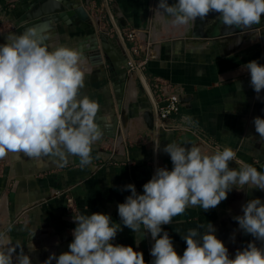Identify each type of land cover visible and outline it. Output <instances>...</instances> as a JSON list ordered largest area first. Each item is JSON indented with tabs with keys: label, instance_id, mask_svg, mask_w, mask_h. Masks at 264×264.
<instances>
[{
	"label": "crops",
	"instance_id": "crops-1",
	"mask_svg": "<svg viewBox=\"0 0 264 264\" xmlns=\"http://www.w3.org/2000/svg\"><path fill=\"white\" fill-rule=\"evenodd\" d=\"M44 1L0 0V25L2 23L6 27L0 32V44L6 42L9 34L19 35L25 26L32 24L34 21L28 22L27 15ZM68 1L75 4L84 2ZM97 1L104 8L102 28L108 33L112 30L116 33L106 0ZM175 2L168 0L170 5ZM158 3L159 0H111L109 5L118 24L117 18H120L127 27L140 30L144 49L139 59L145 61L143 73L146 80L151 82L154 77H161L183 88L179 113L169 122L173 123L179 115H184L188 124L212 142L236 151L238 159L248 163L253 159L263 162L264 140L256 133L253 119L256 116L264 118V90L257 98L250 86V75L242 65L251 60L264 65V29L229 54L209 43L185 48L173 36L187 27H173L162 21L159 12L155 15ZM159 24L163 31L170 32V36L160 35L161 30L158 31L160 36L156 33L150 36L146 27L150 26L152 30ZM58 31L52 45L62 43L76 48L79 40L94 32V25L80 20L69 25L61 21ZM109 37L115 39L113 45L124 56L123 45L117 35L109 33ZM108 62L103 60L90 65L82 94L97 101L100 111L105 112L108 107L115 112L114 77ZM132 78L136 88L138 78L136 75ZM126 103L130 110V125L122 131L121 137L113 141L109 139V145L106 141L95 143L92 162L87 166H82L79 157L74 156H70L66 164L52 157L36 159L22 153L19 156L8 153L0 158V231L10 237L11 246L19 244L28 252L29 241L34 244L41 235H69L76 226L72 219L74 214L105 213L112 217L113 222L120 223L117 205L130 195L124 186L134 184L137 192L142 194V186L155 172V159L157 168L171 170L170 156L162 150L167 143L197 145L207 153L213 152L190 132L159 128L156 135L154 130L139 121L135 115L152 107L146 92L142 94L136 88L135 96L128 98L127 91ZM157 141H160L159 151L154 150ZM229 167L237 168L238 165L231 161ZM253 198L264 201V191L253 189L246 193L233 189L216 208L204 210L189 206L182 215L174 217L171 224L162 228L169 233L175 251L182 256L186 249L182 237L189 229L203 232L204 228L200 226L206 227L207 222H211L217 238L227 247L230 258H234L238 249H243L254 239L244 234L233 219L243 214L241 205ZM30 232H35L32 240H28ZM136 239L141 240L138 246ZM112 243L132 246L143 253L146 264H151L150 249L154 241L150 234L144 237L143 229L135 236L130 229L123 227ZM35 252L31 253L32 264H39L40 259Z\"/></svg>",
	"mask_w": 264,
	"mask_h": 264
},
{
	"label": "clouds",
	"instance_id": "clouds-1",
	"mask_svg": "<svg viewBox=\"0 0 264 264\" xmlns=\"http://www.w3.org/2000/svg\"><path fill=\"white\" fill-rule=\"evenodd\" d=\"M157 12L173 27H188L215 13L224 26L247 29L261 23L264 0H176L171 5L159 0ZM46 39L33 27L19 35L9 34L0 44V158L22 153L66 164L74 156L87 166L92 162V146L104 135L95 122L99 103L82 94L87 59L81 50L62 43L50 49ZM242 69L250 75V86L259 98L264 90V65L251 60ZM253 123L264 140V118L256 116ZM154 150H160V141L154 143ZM162 150L170 156L171 170L156 168L142 186V194L134 184L124 186L130 195L117 205L120 223L105 213L74 214L69 250L59 256L51 253L43 264H146L142 252L112 243L123 227L135 236L142 229L144 237L150 234L154 241L151 264H264V201L260 198L249 199L241 205L243 214L233 217L242 232L254 238L234 258L211 222L200 226L203 232L189 229L182 237L186 243L182 256L162 228L189 206L216 208L233 189L264 191V172L239 160L236 151L226 146L207 153L197 145L170 142ZM231 161L238 167L230 168ZM140 241L136 239L137 246ZM27 247L25 252L19 244L11 246L10 237L0 231V264H32L31 253L36 249L30 241Z\"/></svg>",
	"mask_w": 264,
	"mask_h": 264
},
{
	"label": "water",
	"instance_id": "water-1",
	"mask_svg": "<svg viewBox=\"0 0 264 264\" xmlns=\"http://www.w3.org/2000/svg\"><path fill=\"white\" fill-rule=\"evenodd\" d=\"M90 0H84L83 3L75 4L68 0H45L32 13L27 15L28 22L34 21L32 24L25 26L22 32H25L28 28H37L44 35L47 36L45 44L50 49L56 46L52 45L55 35L59 32L58 25L61 21L69 25L77 20H80L87 24L94 25V32L87 35L84 40H79L76 49L83 52L84 57L87 59V64L84 65L86 69L90 65H95L103 60H108L111 75L114 77L113 91L116 95V101L114 104L115 112L113 109L106 107V111L102 112L98 110L95 117V122L103 129L104 135L100 141L104 142L107 139H116L122 136V131L126 130L130 123V110L126 103V95L129 87L130 77H133L131 72V65L134 66V73L137 76L142 88L146 92L151 108L138 112L135 116L141 121L148 129L154 130L155 134L158 133L157 124V106L153 97L152 91L149 87L146 77L138 66H136V58L130 52L127 42L125 41L121 27L126 26V22L117 18L119 24L116 22L114 12L111 6L107 5V10L113 24L115 26L116 35L122 42L124 49V56L118 53V50L113 45L115 39L109 37L108 30L102 28V22L97 17H91L86 6ZM167 17V14H165ZM217 14L210 13L209 16L204 20L195 22L194 25L188 26L186 29L183 28L182 32H178L173 39L185 48L195 46L197 44L209 43L216 45L224 54H229L238 50L243 44L254 39L259 32L264 29V16H262L261 23L253 25L251 28L238 29L228 28L224 26L221 21L217 18ZM163 24V23H162ZM153 25V24H152ZM161 28V29H160ZM147 31H150V36L158 34L161 30L160 35L165 34L166 30H162L161 25L156 26L151 30L150 26L146 27ZM159 35V36H160ZM153 37V36H152ZM145 41L148 39L147 33H144ZM86 78V77H85ZM155 169L156 159L154 163ZM140 172L144 173L143 169ZM34 233V235H32ZM35 237V232H30L28 240H32ZM72 235L60 233H52L51 235H41L37 242H34L35 253L39 256L40 263L47 259L51 253H55L59 256L63 252H67L68 245L72 242ZM261 244V242L256 241ZM55 264V261H53Z\"/></svg>",
	"mask_w": 264,
	"mask_h": 264
},
{
	"label": "built area",
	"instance_id": "built-area-1",
	"mask_svg": "<svg viewBox=\"0 0 264 264\" xmlns=\"http://www.w3.org/2000/svg\"><path fill=\"white\" fill-rule=\"evenodd\" d=\"M106 2L107 4H109L111 0H106ZM11 6H13V4H11ZM88 10H90V13L93 17L99 18L101 22L103 21L104 8L99 6L97 0L90 1V4L88 5ZM109 33L112 34L111 31ZM122 34L128 44L130 52L135 58L138 57L139 54L143 51L140 42L141 36L139 30L134 27L126 26L122 29ZM136 66H138L143 71L145 67V61L136 59ZM131 69H134V66L131 65ZM148 84L156 102L157 124L159 128L177 129L184 132H190L197 136L199 142L206 146V148H209L212 151L217 148V143L212 142V140L208 139L203 134H201L196 127L188 124L186 116L179 115L175 122H169V119L172 116L177 115L179 113V109L182 103V97L184 94V90L181 86L174 84L161 77H154L151 82H148ZM222 149L223 148L221 147V150ZM233 162L237 164L235 161ZM248 164H252L254 167L257 168L258 171L264 172V161L260 162L258 161V159H253V161Z\"/></svg>",
	"mask_w": 264,
	"mask_h": 264
},
{
	"label": "rangeland",
	"instance_id": "rangeland-1",
	"mask_svg": "<svg viewBox=\"0 0 264 264\" xmlns=\"http://www.w3.org/2000/svg\"><path fill=\"white\" fill-rule=\"evenodd\" d=\"M89 14L92 16V14L89 12ZM92 18H93V16H92ZM3 24L1 23V25H0V32H2V28H6V27H4V26H2ZM173 30H174V28H173ZM111 33L113 34V35H116V33L112 30L111 31ZM139 33H140V30H139ZM166 35H165V37H168V36H170V32L167 30L166 31V33H165ZM140 36H141V33H140ZM140 42H141V46H142V48H143V40H142V38H141V40H140ZM144 49V48H143ZM141 54H142V52L139 54V56L138 57H136V58H140V56H141ZM141 59V58H140ZM108 66H109V64H107ZM131 72H133V76L135 75V73H134V69H131L130 70ZM136 88H137V91L139 90V92L140 93H142L143 94V92L145 93V91H144V89L142 88V86H141V84H140V82H139V80L138 81H136ZM112 109V108H111ZM129 125H130V123H129ZM107 143L106 144H108L109 145V143H110V141H109V139H107V140H105ZM104 141V142H105ZM113 141V140H112Z\"/></svg>",
	"mask_w": 264,
	"mask_h": 264
},
{
	"label": "bare ground",
	"instance_id": "bare-ground-1",
	"mask_svg": "<svg viewBox=\"0 0 264 264\" xmlns=\"http://www.w3.org/2000/svg\"><path fill=\"white\" fill-rule=\"evenodd\" d=\"M100 63V62H98ZM136 94V88H135V85H134V80L132 77H130V80H129V87H128V98H133Z\"/></svg>",
	"mask_w": 264,
	"mask_h": 264
},
{
	"label": "flooded vegetation",
	"instance_id": "flooded-vegetation-1",
	"mask_svg": "<svg viewBox=\"0 0 264 264\" xmlns=\"http://www.w3.org/2000/svg\"><path fill=\"white\" fill-rule=\"evenodd\" d=\"M246 245H247V244H245V246H246ZM257 246L259 247V246H261V244H258V243H257Z\"/></svg>",
	"mask_w": 264,
	"mask_h": 264
}]
</instances>
